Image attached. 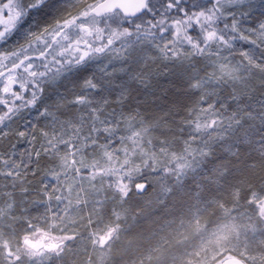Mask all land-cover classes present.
<instances>
[{"label": "snow or ice", "instance_id": "snow-or-ice-1", "mask_svg": "<svg viewBox=\"0 0 264 264\" xmlns=\"http://www.w3.org/2000/svg\"><path fill=\"white\" fill-rule=\"evenodd\" d=\"M0 264H264V0H0Z\"/></svg>", "mask_w": 264, "mask_h": 264}, {"label": "trees", "instance_id": "trees-1", "mask_svg": "<svg viewBox=\"0 0 264 264\" xmlns=\"http://www.w3.org/2000/svg\"><path fill=\"white\" fill-rule=\"evenodd\" d=\"M129 240L130 244H128V250L132 251L140 243V241L134 234H130V236L126 240H122L121 243L127 244Z\"/></svg>", "mask_w": 264, "mask_h": 264}]
</instances>
